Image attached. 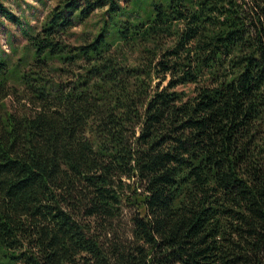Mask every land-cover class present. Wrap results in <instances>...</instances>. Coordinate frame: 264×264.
I'll return each instance as SVG.
<instances>
[{
  "label": "trees",
  "instance_id": "16d2710c",
  "mask_svg": "<svg viewBox=\"0 0 264 264\" xmlns=\"http://www.w3.org/2000/svg\"><path fill=\"white\" fill-rule=\"evenodd\" d=\"M39 2L0 0V264H264V0Z\"/></svg>",
  "mask_w": 264,
  "mask_h": 264
},
{
  "label": "rangeland",
  "instance_id": "374dc122",
  "mask_svg": "<svg viewBox=\"0 0 264 264\" xmlns=\"http://www.w3.org/2000/svg\"><path fill=\"white\" fill-rule=\"evenodd\" d=\"M6 6L12 10L15 14H17L20 17H23L27 21H31L32 24H35L38 20L41 21L44 17V15L47 13L48 9H46L39 0H5ZM55 2L49 3V6L54 5ZM102 12L95 13L94 16L89 20L88 26L82 25L75 29H73V33L76 34V36L82 34L83 32H90L93 30V24L97 20H99ZM8 30L14 34L15 40L18 41V37H20V33L18 32V29L13 27L11 24L7 23L6 27L2 30L0 38L2 44H7V32ZM75 36V37H76ZM70 38V41L72 43H75L74 38ZM24 42L21 40L20 44L22 45ZM8 48V47H6ZM185 89L187 92H191L193 90V86H188L186 88H180ZM134 214V209L131 207H124L122 217L120 222L118 223L119 229L117 231L118 235L125 239L131 238V230H132V224H131V217ZM114 236L112 235L111 238Z\"/></svg>",
  "mask_w": 264,
  "mask_h": 264
}]
</instances>
